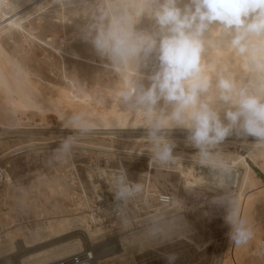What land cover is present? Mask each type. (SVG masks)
Here are the masks:
<instances>
[{"label": "rangeland", "instance_id": "rangeland-1", "mask_svg": "<svg viewBox=\"0 0 264 264\" xmlns=\"http://www.w3.org/2000/svg\"><path fill=\"white\" fill-rule=\"evenodd\" d=\"M100 2L0 0V169L7 173L6 182L0 179V264H50L61 253L71 255L67 260L86 252L93 259L78 264H166L171 252L178 254L176 264H264V254L253 253L264 239V147L235 133L220 145L234 170L230 191L255 232L249 245L235 248L222 211L207 206L213 195L207 169L191 158L197 149L187 143V130L169 134L173 154L182 159L150 166L146 130L121 112L118 77L83 39ZM177 6L191 7V0ZM134 28L158 31L147 14ZM209 59L246 75L228 51H210ZM158 66L155 52L143 62L145 87ZM75 113L97 127L83 135L65 127ZM68 135L75 137L72 153L53 160ZM120 168L143 184V192L116 214L107 177ZM59 225L61 233L52 231Z\"/></svg>", "mask_w": 264, "mask_h": 264}, {"label": "clouds", "instance_id": "clouds-1", "mask_svg": "<svg viewBox=\"0 0 264 264\" xmlns=\"http://www.w3.org/2000/svg\"><path fill=\"white\" fill-rule=\"evenodd\" d=\"M177 3L101 0L82 30L83 39L118 77L115 102L123 106L120 111L146 130L150 166L169 167L182 159L173 154L176 145L169 134L187 130V143L197 149L191 158L207 169L206 185L213 193L208 208L222 211L230 246L246 247L255 232L230 191L234 170L220 145L235 133L256 138L253 147H264V0H191L192 6L183 10ZM144 14L155 20L157 32L135 30ZM214 24L218 27L212 31ZM210 51L238 58L247 79L228 64L215 65ZM154 52L159 66L145 87L140 68ZM64 126L83 135L97 124L75 113ZM74 142L73 135L64 137L53 160L70 156ZM107 181L116 213L143 192V184L131 180L125 168L114 170ZM178 258L174 252L163 257L166 264H176Z\"/></svg>", "mask_w": 264, "mask_h": 264}, {"label": "bare ground", "instance_id": "bare-ground-1", "mask_svg": "<svg viewBox=\"0 0 264 264\" xmlns=\"http://www.w3.org/2000/svg\"><path fill=\"white\" fill-rule=\"evenodd\" d=\"M193 169V168H192ZM188 170V169H187ZM192 173H193V171H192ZM204 174V173H203ZM0 175L2 176V178L1 179H3L4 178V180H5V182H6V180H7V173H5L4 171H2L1 169H0ZM189 175H191V174H189ZM207 176V175H206ZM205 176V174H204V177H206ZM232 183H234V182H232ZM235 184V183H234ZM99 189V188H98ZM104 195V194H103ZM102 195V196H103ZM2 196V194L0 193V197ZM105 197V196H104ZM161 197V202H169L170 201V199L169 198H167V197H164V196H160ZM101 198V197H100ZM102 199H104V198H102ZM106 199V198H105ZM81 200V199H80ZM101 203V202H100ZM170 203V202H169ZM168 203V204H169ZM166 204V203H165ZM110 210V209H109ZM162 211V210H161ZM2 216V215H1ZM0 216V217H1ZM92 219L94 220V217H92ZM84 222H85V220H84ZM0 225H2V224H0ZM97 225V224H96ZM98 226V225H97ZM61 228V230H60V228ZM89 227V226H88ZM55 228H57V227H55ZM58 230L57 229H55V230H52V231H56L55 233H61L62 232V228H64L65 229V227H62V226H58ZM101 227H98V231L100 232L101 231V229H100ZM54 229V228H53ZM89 229V228H88ZM88 231H90V230H88ZM89 233V232H88ZM93 233V232H92ZM90 235L92 236V234H91V232H90ZM135 242V241H134ZM133 242V243H134ZM83 246V245H82ZM119 248V247H118ZM122 249V248H121ZM120 249V250H121ZM75 252V251H74ZM73 252V253H74ZM67 253H68V251H67ZM66 253V254H67ZM77 253H79V252H77ZM86 257L89 255V258L90 259H93V255L91 254V253H87L86 252ZM69 256H71V255H67V256H65V254L64 253H61L60 255H58L57 256V258L56 259H54V260H51L52 262H50V260H49V262H50V264H59L61 261H64L63 259L65 258V257H69ZM77 256V255H76ZM99 258V257H98Z\"/></svg>", "mask_w": 264, "mask_h": 264}, {"label": "built area", "instance_id": "built-area-1", "mask_svg": "<svg viewBox=\"0 0 264 264\" xmlns=\"http://www.w3.org/2000/svg\"><path fill=\"white\" fill-rule=\"evenodd\" d=\"M2 178V176L0 175V179ZM110 209L112 210L113 209V206L110 207ZM116 214H119V213H116ZM256 249L254 250V254L256 256H260V255H263L264 254V239H260L258 241V244H256ZM82 259L84 260H90L89 258V255L86 257V255H83L80 259H77V258H74V259H67V260H64V261H61L59 264H78L79 261H81Z\"/></svg>", "mask_w": 264, "mask_h": 264}]
</instances>
